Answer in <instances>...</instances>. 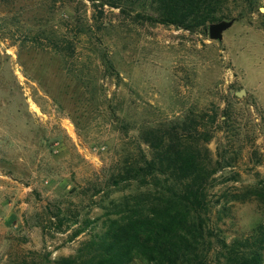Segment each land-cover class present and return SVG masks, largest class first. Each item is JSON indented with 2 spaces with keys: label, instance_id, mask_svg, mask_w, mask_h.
Masks as SVG:
<instances>
[{
  "label": "rangeland",
  "instance_id": "374dc122",
  "mask_svg": "<svg viewBox=\"0 0 264 264\" xmlns=\"http://www.w3.org/2000/svg\"><path fill=\"white\" fill-rule=\"evenodd\" d=\"M151 8L0 0V264L93 253L148 205L155 181L126 171L172 128L219 160L206 264L264 246V0L230 4L222 41Z\"/></svg>",
  "mask_w": 264,
  "mask_h": 264
},
{
  "label": "trees",
  "instance_id": "16d2710c",
  "mask_svg": "<svg viewBox=\"0 0 264 264\" xmlns=\"http://www.w3.org/2000/svg\"><path fill=\"white\" fill-rule=\"evenodd\" d=\"M250 2L150 0L149 19L189 31H203L209 23L227 18L230 4ZM155 139L156 151L145 165L126 171L129 179L148 184L155 181L156 191L148 205H136L122 222L114 221L112 228L96 242L93 253L79 259L64 257L53 264H130L133 259L144 264H206V239L213 233L209 198L213 185L209 180L218 173L219 160L210 156L206 147V153H202L204 145L179 135L177 128L171 129L167 142L162 134ZM253 193L264 199L263 190L255 188ZM263 248L262 244H253L247 251H230L226 264H263Z\"/></svg>",
  "mask_w": 264,
  "mask_h": 264
},
{
  "label": "water",
  "instance_id": "95a60500",
  "mask_svg": "<svg viewBox=\"0 0 264 264\" xmlns=\"http://www.w3.org/2000/svg\"><path fill=\"white\" fill-rule=\"evenodd\" d=\"M234 21L235 19H230L210 23L208 25V32L210 38L213 40L222 41L224 32L233 25ZM244 93L245 91L241 89L236 92V95L241 97Z\"/></svg>",
  "mask_w": 264,
  "mask_h": 264
}]
</instances>
